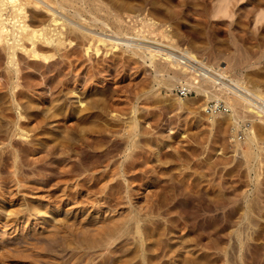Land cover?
<instances>
[{
    "label": "rangeland",
    "instance_id": "rangeland-1",
    "mask_svg": "<svg viewBox=\"0 0 264 264\" xmlns=\"http://www.w3.org/2000/svg\"><path fill=\"white\" fill-rule=\"evenodd\" d=\"M49 1L12 4L30 28L64 30L61 46L38 40L36 60L26 39L14 56L0 42V264H264V0ZM185 48L226 66L258 113L235 126L222 100L155 74Z\"/></svg>",
    "mask_w": 264,
    "mask_h": 264
},
{
    "label": "bare ground",
    "instance_id": "bare-ground-1",
    "mask_svg": "<svg viewBox=\"0 0 264 264\" xmlns=\"http://www.w3.org/2000/svg\"><path fill=\"white\" fill-rule=\"evenodd\" d=\"M16 0H0V42L1 41H3L4 43H5V46H7V48L8 49H11L10 51H11V56H14V47H16V45L18 46H20V44H22L23 42H25V41H23L22 43H20V41L22 40V39H26L27 41H29L30 42V48L29 49H26V48H24L25 47V43L23 44L24 45V47L21 45V49H23L25 52H27L28 54L27 55H29V56H32V57H34L35 59H36V57H41V58H46L45 57V55H42L41 53H39V51H41V50H39L38 51V49L36 50V45H35V47L36 48H34V44H36V43H39V42H42V43H44V46H45V44H49V46H50V44H54L55 45V48H57V47H59L58 45H60L64 40H63V38H61L62 37V32H64V30L61 32V28L60 29H58V27L57 28H55V27H53L52 29H48V27H45V28H41L40 30H36V29H33V28H30L29 27V25H28V23H26V20H25V18H26V13H25V11H24V8L25 7H21L19 4H18V2L16 3V4H12V3H14ZM19 1V0H18ZM30 1V0H29ZM47 1V0H46ZM49 1V0H48ZM80 1V0H79ZM93 1V0H92ZM99 1V0H98ZM260 1V0H259ZM258 1V2H259ZM262 1V0H261ZM50 2H52V1H49V4H50ZM58 2V1H57ZM57 2L55 1V5L57 4ZM81 2H82V0H81ZM219 2V1H218ZM257 2V3H258ZM33 3V1L31 2V4ZM35 3V2H34ZM33 3V4H34ZM48 3V2H47ZM52 3H54V1L52 2ZM80 3V2H79ZM91 3V2H90ZM100 3V2H99ZM220 3V2H219ZM41 4V3H40ZM101 4V3H100ZM261 4H263V2H261ZM24 5V4H23ZM22 5V6H23ZM52 5V4H51ZM58 5V6H57ZM56 6L57 7H59V8H63L62 6H61V4H57ZM63 5V4H62ZM65 5V4H64ZM63 5V6H64ZM111 5V4H110ZM259 5H260V3H259ZM258 5V7H260ZM7 6H8V9H7ZM33 6H38V5H33ZM48 6V5H47ZM66 6V5H65ZM64 6V7H65ZM82 6V5H81ZM99 6V5H98ZM218 7H219V5H217ZM4 7H6V9L4 8ZM34 7V8H35ZM43 7H44V5H43ZM103 7L105 8V6H104V4H103ZM39 8V7H38ZM37 8V9H38ZM70 8V7H69ZM100 8H101V6H100ZM107 8V7H106ZM113 8V7H112ZM114 8H115V6H114ZM113 8V9H114ZM222 6H221V10H222ZM261 8H263L262 6H261ZM46 9H48V8H46ZM45 9V10H46ZM51 9H52V7H51ZM55 9V8H54ZM68 9V8H67ZM74 9V8H73ZM112 9V10H113ZM36 10V9H35ZM64 10V9H63ZM107 10V9H106ZM114 10H116V9H114ZM28 11V10H27ZM38 11H40V10H38ZM60 11V10H59ZM58 11V12H59ZM94 11V10H93ZM218 11H219V9H218ZM263 11V10H262ZM30 12V11H29ZM43 12V11H42ZM72 12V11H71ZM101 12V11H100ZM119 12V11H118ZM122 12H123V10H122ZM125 12V11H124ZM45 13H46V11H45ZM47 13H48V11H47ZM46 13V14H47ZM55 14H56V12H54ZM75 13V12H74ZM104 13H105V11H104ZM107 13V12H106ZM120 13V12H119ZM30 14V13H29ZM54 14V15H55ZM68 14V13H67ZM66 14V15H67ZM109 14V13H108ZM124 14V13H123ZM131 13H129V14H127V12H126V19H128V21L129 20H132L133 18H137V15H130ZM44 15V14H43ZM54 15L52 14L51 15V18H50V22L49 23H51L53 26H57L58 24H59V22H58V20H57V18H55L54 17ZM59 15V14H58ZM70 15V14H69ZM75 15H77V13L75 14ZM111 15H112V13H111ZM117 15H120V18L121 17H123V18H125V16H123L122 14H117ZM122 15V16H121ZM258 16L256 17V19H255V22L256 23H259L260 25L257 27V29H258V31L260 32V33H264V11L263 12H261L260 14H257ZM31 16V15H30ZM49 17H50V13H49V15H48ZM47 16V17H48ZM79 16V15H78ZM78 16H76V17H78ZM89 16H91V15H89ZM94 16V15H93ZM109 17H110V15H109ZM139 17V16H138ZM64 18V17H63ZM79 18V17H78ZM80 18H81V16H80ZM110 18H112V17H110ZM122 18V19H123ZM30 19V18H29ZM29 19H27V20H29ZM83 19V18H82ZM114 19H115V17H114ZM137 19H140V18H137ZM137 19L136 20H132L133 22H135V21H137ZM11 20H13V21H11ZM108 20V19H107ZM110 20V19H109ZM141 20H143V19H141ZM151 19H149L148 18V20H146V21H143L142 22V24H138L140 27L142 26V27H145V29L147 28H150V27H152L153 25H155L156 23H154V22H151V21H153V20H151ZM9 21H11L12 22V25H13V22H17V29H18V31H19V36L20 37H17V34H13V35H11V33L9 34L8 33V31L6 30V25H7V23H9ZM84 21H85V19H84ZM87 21V20H86ZM90 21H91V23L93 22V23H96L97 22V19L95 18V17H93L92 18V20L90 19ZM89 21V22H90ZM139 21V20H138ZM31 22H33V20L31 21ZM40 22V21H39ZM46 22H47V19H46ZM68 22V21H67ZM98 22H99V20H98ZM116 22V21H115ZM121 22V21H120ZM130 22V21H129ZM141 22V21H140ZM40 23H42V20H41V22ZM39 23V24H40ZM71 23V22H70ZM69 23V24H70ZM74 23V22H73ZM101 22H99V24H100ZM11 24V23H10ZM32 24V23H31ZM63 24V23H62ZM72 24V23H71ZM75 24V23H74ZM98 24V25H99ZM110 24H111V22H110ZM121 24V23H120ZM157 24H159L158 26H160V23H157ZM164 24V23H163ZM65 25V24H64ZM76 25H78L77 23H76ZM84 25V24H83ZM165 25V24H164ZM42 26V25H41ZM49 26V25H48ZM74 26V25H73ZM101 26H103V27H106V28H109L108 26H106V23H104V22H102V24H100V27ZM135 26V25H134ZM157 25H156V27H158ZM38 27H39V25H38ZM62 27V26H61ZM79 27H81V26H77L76 28L78 29ZM88 27V26H87ZM116 27V26H115ZM130 27V26H129ZM132 27H133V25H132ZM154 27V26H153ZM152 27V28H153ZM155 27V28H156ZM160 27H162V23H161V26ZM15 28V27H14ZM13 28V29H14ZM36 28V27H35ZM75 28V27H74ZM75 28V29H76ZM131 28V27H130ZM159 28V27H158ZM76 29V30H77ZM126 29V28H125ZM132 29V28H131ZM157 29V28H156ZM80 30V29H79ZM79 30H77V31H79ZM87 30H88V28H87ZM91 30V29H90ZM162 30H164V29H162ZM165 30H167V29H165ZM164 30V31H165ZM81 31H82V29H81ZM118 31H119V29H118ZM117 31V32H118ZM129 31V30H128ZM132 31V30H131ZM143 31H144V29H143ZM154 31V30H153ZM163 31V34H161V31H160V35L162 36H165V37H163V38H165V39H169V35L167 36V32L165 33ZM12 32V31H11ZM74 32V31H73ZM88 32H89V30H88ZM90 32H92V30L90 31ZM89 32V33H90ZM14 33H15V31H14ZM80 33V32H79ZM113 33V32H112ZM122 33V32H121ZM148 33H150V32H148ZM67 34H68V32H67ZM66 34V35H67ZM70 34V33H69ZM95 34V33H94ZM169 34V33H168ZM12 37H11V36ZM81 35H82V33H81ZM101 35V34H100ZM126 35H127V33H126ZM126 35H124V36H126ZM261 35V34H260ZM61 36V37H60ZM77 36H78V34H77ZM91 36H93V35H91ZM90 36V37H91ZM101 36H103V35H101ZM107 36V35H106ZM105 36V37H106ZM166 36L168 37V38H166ZM257 36H259L258 34H257ZM256 35H255V39H256V41H257V46L259 45V44H261L263 41L262 40H260V38L259 39H257L256 37H257ZM65 37V36H64ZM86 37V36H85ZM88 37H89V34H88ZM100 37V36H99ZM114 37H115V35H114ZM127 37V36H126ZM172 36H170V38H171ZM138 38H140V36L138 37ZM61 39H62V42H61ZM77 39V38H76ZM78 39H79V37H78ZM85 39V38H84ZM111 39V38H110ZM119 39V38H118ZM129 39H130V36H129ZM142 39V38H141ZM10 40H12L11 42H9ZM38 40H42V41H39V42H37ZM83 40V39H82ZM148 40V39H147ZM44 41V42H43ZM96 41H102L103 42V37H102V39H97ZM149 41V40H148ZM151 41V40H150ZM153 41V40H152ZM166 41V40H165ZM172 41H173V38H172ZM174 41H176V40H174ZM18 42L20 43V44H18ZM81 42V41H80ZM90 42V41H89ZM93 42V41H92ZM114 42V41H113ZM125 42H126V46H127V48L128 47H133V48H135L136 50H140L142 47H141V45H139V43L141 42V41H135V42H132V41H127V39L125 40ZM125 42H124V44H125ZM144 42V41H143ZM159 42V41H158ZM157 42V43H158ZM161 42V41H160ZM167 42V41H166ZM166 42L164 43V44H166ZM65 43V42H64ZM83 43V42H82ZM97 43V42H96ZM142 43V42H141ZM177 43V42H176ZM175 43V44H176ZM1 44V43H0ZM41 44V43H40ZM121 44V43H120ZM174 44V43H173ZM41 45H43V44H41ZM62 45V44H61ZM60 45V46H61ZM63 45H65V44H63ZM105 45V44H104ZM26 46H27V44H26ZM48 46V47H49ZM96 46V45H95ZM168 47H170L169 46V44L167 45ZM174 46V48H175V46H179V45H173ZM261 46V45H260ZM259 46V47H260ZM262 46H263V43H262ZM3 47V46H2ZM54 47V46H53ZM63 47V46H62ZM74 47V46H73ZM83 47V46H82ZM85 47H86V45H85ZM84 47V48H85ZM90 47V46H89ZM88 47V48H89ZM97 47V46H96ZM95 47V48H96ZM100 47V46H99ZM98 47V48H99ZM114 47V46H113ZM51 48V47H50ZM87 48V47H86ZM87 48V49H88ZM94 48V47H93ZM171 48H173V47H171ZM173 48V49H174ZM263 48V47H262ZM261 48V49H262ZM4 49V48H3ZM87 49H85L84 51H85V53L86 52H89V50H87ZM143 49V48H142ZM141 49V50H142ZM147 50V52H145V57L146 58H148V60H150V62L151 63H153L154 61H155V53L157 54V51L155 50V49H148V48H146ZM260 49V50H261ZM61 50V48L59 49V51ZM87 50V51H86ZM96 50H97V48H96ZM99 50V49H98ZM106 50H107V48H106ZM145 50V49H144ZM174 50H177V47H176V49H174ZM14 51V52H13ZM24 51H23V53H24ZM160 50H158V52H159ZM96 52V51H95ZM98 52V51H97ZM154 52V53H153ZM262 52V51H261ZM16 53V52H15ZM54 53V52H53ZM68 53V52H67ZM100 53V52H99ZM179 53L180 54H182V56L185 58V59H187V60H192V61H196V62H198V63H200L201 65H203V63H202V61H200V60H197V58L195 57V55L191 52V51H189V50H187L186 48L185 49H183V50H179ZM96 54V53H95ZM107 54V53H106ZM67 55V54H66ZM91 55H92V53H91ZM259 55V54H258ZM28 56V57H29ZM50 56V55H49ZM48 56V57H49ZM69 56V55H68ZM158 56V55H157ZM85 57V56H84ZM162 57V56H161ZM10 58V57H9ZM30 58V57H29ZM88 58V57H87ZM91 58V57H90ZM164 58V57H163ZM11 59V61L10 62H12L13 63V58H10ZM36 60H38V59H36ZM44 60H46V59H44ZM48 60V59H47ZM163 60V59H162ZM166 60V59H165ZM42 61V60H41ZM70 61V60H69ZM90 61V60H89ZM164 61V60H163ZM170 61L171 60H168V62H167V64L168 63H170ZM72 62V61H71ZM166 62V61H165ZM164 62V63H165ZM9 63V62H8ZM68 63V62H67ZM163 63V64H164ZM171 63L172 64H175V65H178L179 66V68L177 67H175V70H173V73L171 74H169V73H165L164 72V69H166V68H164L162 65L161 66H158V68L155 70V74H157L158 76H161V75H165V77L167 76V78H169V79H171V80H175V81H182V82H184L185 84L182 86V87H188V88H194V90L196 91V92H198V93H203V94H205V95H207V97H209L210 96V99L211 100H222L223 101V103H224V106L226 107V109H228V111L230 112L229 113V116H230V118H231V120L233 121V123H234V125L236 126V125H238V123L242 120L241 118H242V113H244V112H249V113H251V111H252V113L251 114H253V113H258V112H253V110L254 109H252V108H250V105H251V103H250V101L248 100V98L244 95V94H242V93H240V90H242L243 92H246V93H249L250 94V91L247 89V88H245V87H243L242 86V82H240L239 80H235V79H232V78H227L226 77V75H225V68H226V66L225 67H218L219 69H211V68H208L207 67V69L209 70V72H202V73H198V75H196V74H194V72L193 73H191V72H189V71H187V69H185L181 64H178V63H176V62H174V61H171ZM56 64V63H55ZM14 65V64H13ZM17 65V64H16ZM35 65V64H34ZM37 65H38V63H37ZM48 65V64H47ZM53 65V64H52ZM66 65V64H65ZM73 65V64H72ZM92 65V64H91ZM15 66V65H14ZM69 66V65H68ZM12 67V66H11ZM18 67V66H17ZM89 67V66H88ZM164 69H163V68ZM46 68V67H45ZM51 68V67H50ZM75 68V67H74ZM192 68V67H191ZM16 69V68H15ZM89 69V68H88ZM168 69H170V68H168ZM189 70H190V68H188ZM18 70V69H17ZM154 70V69H153ZM192 70V69H191ZM89 71V70H88ZM186 73H185V72ZM194 71V70H193ZM17 72V71H16ZM90 72V71H89ZM169 72H171V71H169ZM165 73V74H164ZM188 73L190 74H192L193 76L191 77V80H189L188 78H189V76L188 77H186L187 75H188ZM190 74V75H191ZM183 78V79H182ZM182 84V83H181ZM180 84V85H181ZM184 87V88H185ZM187 88V89H188ZM235 88H237V89H240V90H236ZM186 90V89H185ZM215 102H218V101H215ZM246 112V113H247ZM245 114V113H244ZM243 114V115H244ZM230 120V121H231ZM211 124L212 125H214V122L211 120ZM251 129V128H250ZM251 134V133H250ZM252 136L253 135H251V136H248L247 135V137H246V144L248 145H246V147H249V149H250V151H245V153H243V151H242V153L243 154H245L244 155V157H250V153H251V150L254 148L253 147V139H252ZM254 137V136H253ZM253 147V148H252ZM248 149V148H247ZM254 151V150H253ZM247 159V158H246Z\"/></svg>",
    "mask_w": 264,
    "mask_h": 264
},
{
    "label": "built area",
    "instance_id": "built-area-1",
    "mask_svg": "<svg viewBox=\"0 0 264 264\" xmlns=\"http://www.w3.org/2000/svg\"><path fill=\"white\" fill-rule=\"evenodd\" d=\"M162 57H164L165 59H169L171 61H174L178 64H181L185 69H187V71L193 73V70H194V74L198 75V73H202V72H207L206 71V68L204 69L200 63L198 62H195V61H192V60H187L185 59L182 54H179L176 55L174 53H171V52H163L162 53H159ZM193 63L195 64H200L198 65L200 67V70H195V69H192L191 68V65H194ZM188 68L192 69V71L188 70ZM224 105H221V103L219 102H215L214 105H212V108L215 109V110H219L220 108H223L224 110L226 109L225 107H223Z\"/></svg>",
    "mask_w": 264,
    "mask_h": 264
}]
</instances>
